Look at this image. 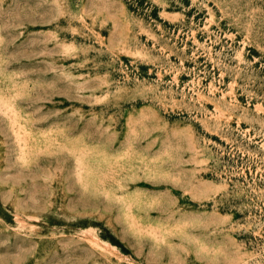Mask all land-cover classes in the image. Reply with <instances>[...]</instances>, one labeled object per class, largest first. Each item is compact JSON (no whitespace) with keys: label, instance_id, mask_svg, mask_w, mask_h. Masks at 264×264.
Instances as JSON below:
<instances>
[{"label":"rangeland","instance_id":"rangeland-1","mask_svg":"<svg viewBox=\"0 0 264 264\" xmlns=\"http://www.w3.org/2000/svg\"><path fill=\"white\" fill-rule=\"evenodd\" d=\"M0 264H264V0H0Z\"/></svg>","mask_w":264,"mask_h":264}]
</instances>
